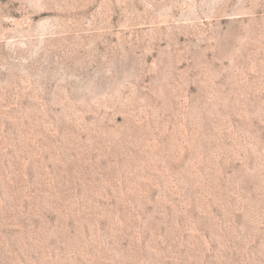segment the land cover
Masks as SVG:
<instances>
[{"label": "rangeland", "instance_id": "rangeland-1", "mask_svg": "<svg viewBox=\"0 0 264 264\" xmlns=\"http://www.w3.org/2000/svg\"><path fill=\"white\" fill-rule=\"evenodd\" d=\"M0 264H264V0H0Z\"/></svg>", "mask_w": 264, "mask_h": 264}]
</instances>
